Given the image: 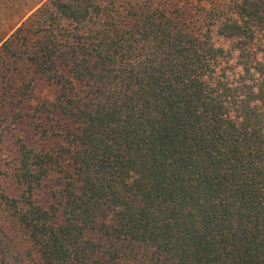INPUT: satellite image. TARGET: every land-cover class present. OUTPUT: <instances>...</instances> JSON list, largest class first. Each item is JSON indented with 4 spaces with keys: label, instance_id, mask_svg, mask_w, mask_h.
Returning <instances> with one entry per match:
<instances>
[{
    "label": "trees",
    "instance_id": "1",
    "mask_svg": "<svg viewBox=\"0 0 264 264\" xmlns=\"http://www.w3.org/2000/svg\"><path fill=\"white\" fill-rule=\"evenodd\" d=\"M186 2L0 38V264H264V0Z\"/></svg>",
    "mask_w": 264,
    "mask_h": 264
},
{
    "label": "rangeland",
    "instance_id": "2",
    "mask_svg": "<svg viewBox=\"0 0 264 264\" xmlns=\"http://www.w3.org/2000/svg\"><path fill=\"white\" fill-rule=\"evenodd\" d=\"M47 0H0V38L2 39L5 35L9 36L17 27L20 26L21 22L24 21L29 15H31L39 6H41ZM157 5H169L173 3H180L181 1L186 2L187 0H152ZM189 4L193 5V3ZM224 1V0H223ZM187 3V2H186ZM223 3V2H222ZM210 8V5H207ZM193 20L198 19L195 11ZM218 44L224 45L225 47H231V42L223 41L216 38Z\"/></svg>",
    "mask_w": 264,
    "mask_h": 264
}]
</instances>
